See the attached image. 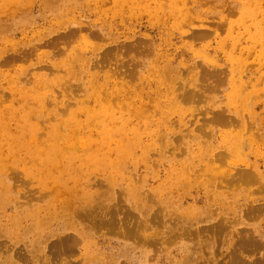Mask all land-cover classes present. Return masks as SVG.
Wrapping results in <instances>:
<instances>
[{
	"label": "rangeland",
	"instance_id": "1",
	"mask_svg": "<svg viewBox=\"0 0 264 264\" xmlns=\"http://www.w3.org/2000/svg\"><path fill=\"white\" fill-rule=\"evenodd\" d=\"M43 1L46 0H30L18 9L21 11H12L8 3L0 0V28L5 30L4 33L0 32V98L3 106L9 105L8 94L12 80L19 79L29 93L35 91L34 87L38 84L39 92L53 94L58 101L62 99L67 102L69 97L71 103L78 107L88 95L89 104H84L82 112L79 113L81 122L86 120L85 109L91 111L98 107L97 99L93 98V92L96 91L100 92L102 98H112L109 103L113 106L118 103L125 105V112L133 125L149 122L150 129L157 128L153 139L160 147L153 150L152 138L145 135L143 143L134 148L132 153L128 152L123 156L121 154L122 159L113 155L114 163L121 161L125 164L123 175H119L116 170L91 174L89 176L91 182L99 181V185L94 183L92 198L84 199L80 206H87L88 209L99 207L96 212L97 216H100L108 207L121 205L124 200L123 195L118 193V189L127 186L128 181L124 180L127 171H130L132 176L138 177L143 182V189L149 192L166 177L170 169L169 159L183 155L184 150L180 147L182 142L187 144L189 150L192 148L197 151V141H204L203 134L211 138V129L215 126L209 127L205 133L202 127L203 122L211 117L212 110L226 111L230 117L238 120V123L230 124L223 129L229 133L230 138L236 137V142L243 139L246 124L256 125L264 136V44L253 39L257 30L254 24L259 23L264 28V0H250L249 6H246L250 9L246 25L241 29L235 27L234 30H231L229 25H235L244 18L241 7L245 0H65L63 2L66 3L62 6L54 7L62 16L59 22H56L53 16L54 11L49 13L44 9L46 4ZM161 6L165 10H162ZM229 11L232 12L231 16ZM17 22L20 23L17 25ZM29 22L30 25H26ZM79 24L83 25V31L79 30ZM50 26L55 28L50 29ZM230 32L236 38L231 45V50L240 52L237 57H247L249 71H246V66L236 69L238 65H235L230 72L229 64V71L227 69L229 84L221 82L217 85L219 90L214 93L204 92L206 97L204 98L212 99L214 101L212 104L180 103L179 96L184 93L185 88L198 92L203 91L202 88L207 86V82H201L199 76L204 68L211 66L213 60L221 67L228 63L222 50L225 48V43H229V39L232 40V37L229 38ZM242 35L244 39L240 40ZM48 36L56 39L55 46H43L40 43ZM138 39L143 42L144 45L141 47L145 48L144 50L137 48L133 50L134 47L127 51L120 50L123 43H133ZM28 43H30L29 46L35 47L24 49L27 50L26 52L22 47ZM17 53H23L25 56L8 66L2 65L3 59L13 57ZM257 53H260V57ZM107 55L110 56L106 57ZM151 60H154L152 69H155L156 65L159 66L158 72L154 74L144 67V64ZM54 66L58 67L54 76L59 79L39 82L36 74L45 73ZM46 73L49 74L50 71ZM25 78L27 83L24 81ZM161 81L162 85L159 84ZM243 81H248L251 89L245 93L240 102L235 104L232 96L236 91L241 95L240 86ZM227 93H229V105L225 104ZM172 105L175 107L174 110L168 109ZM165 106L168 107L165 108ZM37 109L41 114L49 111L43 106ZM157 114L162 115V118L157 119ZM88 122L87 117L85 124ZM219 138L220 135L217 139ZM212 140L215 144L217 143L216 139ZM165 141L168 146H165ZM116 146L113 144L112 148ZM258 146L263 153L261 141L257 142ZM175 160L177 161L173 164L180 168L183 159ZM255 160L254 154H244L242 149L240 155L235 153L233 161L236 164L229 163V173H233L231 167H244L247 162ZM131 161L133 165H130ZM16 171L22 176L13 177L10 174L0 178V185L12 186L21 200L39 206L46 205L50 197H42V200L38 198L40 186L34 178H26L20 170ZM155 176L158 177L154 179ZM203 179L204 182H202ZM101 180L106 182L103 183ZM193 180L195 182L191 187L180 186L175 189L174 198L191 199V196L199 192L205 196L204 191L209 193L212 190V184L206 173L198 180L194 178ZM249 189L255 190L252 202L256 200L257 203L258 199L264 198V191L257 189L254 184L227 186L222 190L219 189L217 196L214 195L217 201L212 206L211 210H215L212 214L219 216L224 223H227L225 232L228 240L220 248L221 250L206 249L205 257L212 264H227L224 256H227L229 251V237L231 234L234 236L233 233L237 235L251 232L264 242V214L247 219L241 216L242 214H237L229 205L233 196L240 195ZM25 190H35V195L29 200ZM97 191L98 193L94 195ZM225 197L228 198L227 201ZM139 198L140 196L130 197L126 203L127 209L138 203L143 207V201ZM168 198H165L166 201H173L170 196ZM2 199L3 189L0 190V200ZM245 202L243 200L242 204ZM24 206L29 207V204ZM2 208L4 207L0 204V240L5 245L0 250V264H10L9 255H13L14 249L19 247V244L32 242L38 233L48 227L53 231L60 228L59 224L65 221L58 217L57 220L43 218L41 221L32 223L31 218H28L22 222L21 226L14 225L11 220L8 222L6 216L15 208L12 206L1 210ZM170 208L177 214H181L176 205L175 208L172 205ZM118 209L121 210V208ZM40 214L38 213L35 218ZM91 218L92 216L85 218L80 226L85 231L91 230L99 241V251L94 249L96 261L112 257L118 252L127 253L131 250L138 252L137 255L141 256L143 255L140 252L143 251H147L151 256L157 253L162 254L160 250L156 251V247L149 246L145 249L118 232L92 228L95 220ZM38 224L42 225L40 231L24 230L26 226L33 227ZM46 230L48 232L49 229ZM163 230L165 231L164 228ZM61 231L63 230L59 229V232ZM47 232L39 235V238L43 237L44 240L40 246L48 242L45 240L51 233ZM180 241L182 240L173 239L165 246L163 254L176 249ZM124 243L130 244L131 248H124ZM83 245H79L70 256L59 259L58 264H87L84 256L85 247L87 246L89 251L91 245L88 239ZM38 248L39 244L34 243V249ZM99 253H101L100 256ZM261 254H264V249L261 250ZM120 262L130 264L123 256L116 258L111 264Z\"/></svg>",
	"mask_w": 264,
	"mask_h": 264
},
{
	"label": "bare ground",
	"instance_id": "2",
	"mask_svg": "<svg viewBox=\"0 0 264 264\" xmlns=\"http://www.w3.org/2000/svg\"><path fill=\"white\" fill-rule=\"evenodd\" d=\"M2 1L8 3L12 11H16L30 0ZM63 1L65 0L43 1L46 4L44 9L47 12L54 11L53 16L56 22L61 21L62 16L54 7L62 6L66 3ZM248 4H250V0L248 2L245 0L242 3L241 10L244 18L235 25H229L231 30L236 29L235 27L241 29L246 25V18L250 15V9L246 7L249 6ZM161 7L162 10H165L163 6ZM231 14L232 12L229 11L230 16ZM19 23L17 22V25ZM26 25H30V22ZM82 26L81 24L78 26L81 31H83ZM254 27L257 30L253 39L264 44V28L259 23H255ZM53 28L55 27L50 26V29ZM0 32L4 33L5 30L0 28ZM242 36L240 40L244 39V35ZM231 37L232 40L229 39V43H225V48L222 50L228 63L221 67L219 63L215 64V60H213L211 66L204 68L199 76V80L207 82V86L202 88L203 91L198 92L185 88L184 93L179 96L180 103L212 104L214 101L205 99L204 92L214 93L219 90L217 85L221 82H225L226 85L229 84V77L227 76L229 64L230 72L235 65H238L236 69L246 66V71H249L247 57H237L240 52L231 50V45L236 38L230 32L229 38ZM55 40L53 36H48L46 39H42L40 43L50 47L56 45ZM137 41L139 39L133 43H123L120 50H131L132 47H134L133 50L135 48L144 50L145 48L141 47L144 45L143 42ZM29 45L30 43L23 45V50L35 47ZM24 51L27 52V50ZM14 52L16 51L14 50ZM257 55L260 57V53ZM24 56L23 53L14 54L13 57L3 59L2 65L8 66ZM108 56L110 55L106 57ZM153 61L144 64V67L151 71V74L158 72L159 67L156 65L155 69H152ZM57 70L58 67L54 66L53 69L45 71V73H37L36 77L39 82H45L49 79L56 81L59 79L54 76ZM49 71L50 73L47 74L46 72ZM24 81L27 83V78ZM212 81L213 84L211 85ZM159 84L162 85L163 82L161 81ZM24 87L26 86L22 85L19 79H14L8 94L9 105L4 107L0 98V178H5L10 174L13 177L22 176L16 171L18 169L24 177L34 178L38 183L40 186L38 198L40 200L42 197H50V199L43 206L31 204L26 200H21L17 191L4 183L5 185H0V190L3 189V199L0 200V204L4 207L1 210L12 206L15 208L6 216L8 222L11 220L14 225L21 226L22 222L28 218H31L32 223L41 221L43 218L57 220L58 217L66 222L60 223V228L54 231L50 227L46 228L51 234L44 229L36 235L37 237L32 242L19 244V247L14 249L13 255H9L10 264H17L18 261L19 264H44L45 262L58 264L59 259L65 258L63 256H70L87 239L91 245L89 251H87L88 247H85L84 256L87 259V264H111L120 256H123L130 264H212L205 257L206 249L210 248L217 251L228 240L225 232L227 223H224L219 216L212 214L215 211L211 210L212 206L217 201L214 195L217 196L219 189L222 190L227 186L251 184L264 191V152L261 153L259 146L257 147V142L261 141L262 149H264V136L260 133L259 128L253 124H246L243 139L236 142L237 138L234 136L230 138L229 133L223 129L230 124L238 123V120L230 117L226 111L212 110L211 117L203 122L202 131L205 133V130L212 125L215 128L211 129V138L203 134L204 141H197V151L192 148L189 150L187 144L182 142L180 147L184 150L183 155L169 159L170 169L166 177L151 188L149 192L143 189V182L138 177L132 176L130 171H127L124 180L128 181V184L118 189V193L123 195L124 201L121 205L108 207L105 213L97 216L96 211L99 210V207L88 209L87 206L79 205L84 199L92 198L94 183L99 185V181L91 182L89 176L114 170L118 171L119 175H123L125 164L121 161L114 163L112 156L115 155L120 158L121 154L123 156L127 155L128 152L132 153L134 148L143 143L145 135L152 138L151 148L153 150L158 149L160 146L153 139L157 133V128L150 129L149 122L148 124L133 125L125 112V105L122 106L120 103L115 106L111 105L109 101L112 98H102L100 92H93V98L97 99L98 107L91 111L85 109L86 120L81 122L79 113L82 112L84 104H89L90 97L88 95L78 107L71 103L69 97H67V102L62 99L58 101L53 94L39 92L38 84L34 87L35 91L31 93ZM250 89L251 86L248 81H243L240 86L241 95L236 91L232 96V101L235 104L240 102ZM225 96H227L225 104L229 105V93ZM113 99L116 100V98ZM174 105L165 106V108L174 110ZM39 106L47 107L49 111L44 112L46 114H41L37 109ZM87 117L89 122L85 124ZM156 117L161 119L162 115L157 114ZM94 131L96 132L95 135ZM219 135L220 138L217 139ZM212 139H216L217 143L215 144ZM113 144L117 145L116 148H112ZM164 144L168 146L166 141ZM242 149L244 154H254L256 160L247 162L244 167H231L233 173H229V163L236 164L233 161L235 153L240 155ZM175 159H183L180 168L173 164L174 161H177ZM133 164L131 161L130 165ZM205 173L212 184V190L209 193L204 191L205 196H202L199 192V194L191 196V199L174 198L175 189L180 186L191 187L192 183L195 182L193 178L198 180ZM157 177L155 176L154 179ZM101 181L106 182V180ZM143 181L146 180L143 179ZM25 191L29 200L35 195V190ZM254 192L255 190L249 189L240 195L233 196L229 205L237 214H242L241 216L247 219L263 215L264 198L258 199L257 203L256 200L252 202ZM97 193L98 191L94 195ZM137 196H140L139 200L143 201V207L138 203L127 209L126 203L129 198ZM169 196L173 201H166L165 198ZM224 199L225 201L228 200L227 197ZM243 200L246 201L245 204H242ZM24 204H29V207H25ZM199 204L202 205L199 206ZM171 205L174 208L176 205L181 214L174 212L170 208ZM230 206L229 208H231ZM38 213L41 214L35 218ZM88 216H92L91 219L95 220L92 228H104L118 232L136 245L145 249L154 246L156 251L160 250L162 254L157 253L151 256L147 251H139L143 255L141 256L137 255L138 252L131 250L127 253L125 251L118 252L112 257L109 256L96 261L94 249L99 251V241L91 230L85 231L80 226L81 221L87 219ZM41 229V224L24 227L25 231H40ZM59 229L63 231L59 232ZM45 231L49 234L48 239L45 240L48 242L40 246L44 240L43 237L39 238V235ZM233 235L231 234L229 237V251L227 256H224L227 264H264V254H261V250L264 249L263 241L251 232L237 235L233 233ZM173 239H181L182 241L178 242L176 249L163 254L165 246L171 243ZM34 243L39 244L38 249H34ZM123 246L124 248H131L128 243H124ZM3 247H5L4 242L0 240V250ZM202 249L204 250L202 251ZM98 255L100 256L101 253ZM123 263L120 262L119 264Z\"/></svg>",
	"mask_w": 264,
	"mask_h": 264
}]
</instances>
